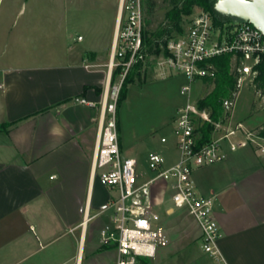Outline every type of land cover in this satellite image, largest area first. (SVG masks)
<instances>
[{"label":"crops","instance_id":"0c3cea01","mask_svg":"<svg viewBox=\"0 0 264 264\" xmlns=\"http://www.w3.org/2000/svg\"><path fill=\"white\" fill-rule=\"evenodd\" d=\"M28 2L0 0V264H116L117 250L103 243L100 229L117 192L92 170L99 108L75 100L100 101L111 49L29 62L38 49L44 55L45 26L60 31L62 20L20 16L16 24ZM121 143L124 151L122 135ZM226 153L193 171L197 191L215 199L225 264H264V149ZM163 157L169 166L179 151ZM156 186L166 190L161 181ZM193 229L201 240L199 225Z\"/></svg>","mask_w":264,"mask_h":264},{"label":"built area","instance_id":"2783aa9c","mask_svg":"<svg viewBox=\"0 0 264 264\" xmlns=\"http://www.w3.org/2000/svg\"><path fill=\"white\" fill-rule=\"evenodd\" d=\"M144 29L143 0H120L102 97L98 102L75 98L79 103L99 108L93 175L117 192L109 202L110 219L100 229L101 239L116 248V264H144L143 257H155L158 249L169 242L162 213L151 197L152 188L161 181L169 193L166 213L186 210L192 215L201 229V247L206 258L212 264H225L219 245L224 233L215 215V199L199 194L193 171L227 156L224 139H228L230 150L254 141L250 132L246 139H233L244 131V125L241 121L232 123V112L243 86L252 89L264 108V83L260 85L257 81L264 61V33L251 22L225 20L219 24L210 12L198 9L182 31L167 38L158 67L164 73H177L185 78L180 87L184 101L177 106L172 118L179 159L165 166L163 155L151 151L147 162L154 175L139 182L138 161L127 156L122 148L118 100L125 77L147 54ZM224 53L232 54L237 90L234 97L223 100V117L213 120L210 112L199 106V98L193 99L192 92L195 82L202 84L205 79L216 76L217 66L212 59ZM119 68L117 79L113 81L114 71ZM200 120L211 122L213 131L224 129L225 132L200 143ZM161 141L168 139L163 136Z\"/></svg>","mask_w":264,"mask_h":264},{"label":"rangeland","instance_id":"374dc122","mask_svg":"<svg viewBox=\"0 0 264 264\" xmlns=\"http://www.w3.org/2000/svg\"><path fill=\"white\" fill-rule=\"evenodd\" d=\"M116 4L117 0H29L16 24L20 16L21 19L59 17L62 20L60 31L57 24L45 26L47 34L44 43L42 42L46 45L44 55L38 57L41 53L38 49L39 51H34L36 55H30L29 62L46 63L60 58L68 59L78 52V48L109 51L117 18L112 7ZM143 4L145 29L155 32L169 24L167 15L172 9L181 6L182 0H143ZM198 9L202 8L195 6L191 13L183 14L182 27L186 26L192 13ZM159 47L162 48L161 45ZM163 53V49L160 52L147 53L139 67L131 68L129 73L132 81L128 84L127 97L118 111L124 151L127 156L135 157L138 161L139 182L154 175L147 162L149 152L157 151L167 160L178 152L172 117L175 107L184 101L180 87L185 78L181 74H168L159 69L157 63ZM102 68H108V65ZM211 89L212 85L207 86L205 81L202 84L195 82L193 99H200ZM228 121L229 118L225 120L226 123ZM238 121L243 123L244 131L233 139H246L250 132L254 141H247L246 146L252 148V144H255L263 148L264 137L260 132L264 129V108L247 86L240 89L232 112V123ZM224 132V129L214 130L212 139ZM163 136L167 137V142L161 141ZM222 142L224 148L229 149L228 139ZM167 194L160 186H154L151 191L155 207L162 213L170 240L167 245L158 249V253L148 260V264H212L205 258L201 240L197 239L198 233L193 229V226L198 229L196 219L186 210H177L171 216L165 214L167 205L163 202L167 199Z\"/></svg>","mask_w":264,"mask_h":264},{"label":"trees","instance_id":"16d2710c","mask_svg":"<svg viewBox=\"0 0 264 264\" xmlns=\"http://www.w3.org/2000/svg\"><path fill=\"white\" fill-rule=\"evenodd\" d=\"M218 0H182V4L179 7L172 9L167 18L169 24L163 27L162 29L150 32L144 29V43L146 46V52H160L161 49L164 50L167 38L173 34V31L180 32L183 30L181 21L183 14H189L193 11L194 7L202 8L210 12L215 20V22L221 24L225 20H232L231 16L220 13L215 4ZM162 46V48L159 47ZM148 46V47H147ZM212 61L217 66L216 76L213 78L205 79L207 86L212 85V89L206 92L199 99V106L202 109H207L210 112V117L213 120H219L224 115L223 100L227 97H234V92L236 88V73L233 68L232 54L224 53L219 56H216ZM142 61H138L133 68L139 67ZM120 71L116 69L113 75V81L116 80V77ZM132 81L130 73L125 77L120 96L118 100V111L122 102L127 97L128 84ZM260 85L264 83V61L260 65V75L257 79ZM97 90H99L97 88ZM12 122H7L4 126L10 125ZM264 125V123H263ZM214 126L211 122L206 120L199 121L198 131L200 132V143L208 142L212 139V132ZM260 135L264 137V129L260 132ZM150 257H143V262L148 264Z\"/></svg>","mask_w":264,"mask_h":264},{"label":"water","instance_id":"95a60500","mask_svg":"<svg viewBox=\"0 0 264 264\" xmlns=\"http://www.w3.org/2000/svg\"><path fill=\"white\" fill-rule=\"evenodd\" d=\"M215 7L233 21L251 22L264 33V0H218Z\"/></svg>","mask_w":264,"mask_h":264}]
</instances>
